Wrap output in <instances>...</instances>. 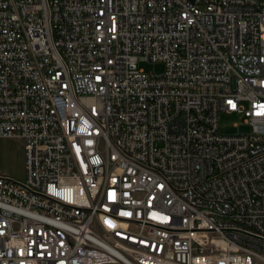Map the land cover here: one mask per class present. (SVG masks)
<instances>
[{"label": "built area", "instance_id": "built-area-1", "mask_svg": "<svg viewBox=\"0 0 264 264\" xmlns=\"http://www.w3.org/2000/svg\"><path fill=\"white\" fill-rule=\"evenodd\" d=\"M0 137V264H264V0H0Z\"/></svg>", "mask_w": 264, "mask_h": 264}, {"label": "rangeland", "instance_id": "rangeland-1", "mask_svg": "<svg viewBox=\"0 0 264 264\" xmlns=\"http://www.w3.org/2000/svg\"><path fill=\"white\" fill-rule=\"evenodd\" d=\"M140 66L147 71L160 73L164 69L161 62H142ZM221 131L225 134L248 133L251 126L245 123L241 114L222 112L220 117ZM25 153L23 142L18 138L0 137V172L13 178L25 177Z\"/></svg>", "mask_w": 264, "mask_h": 264}]
</instances>
